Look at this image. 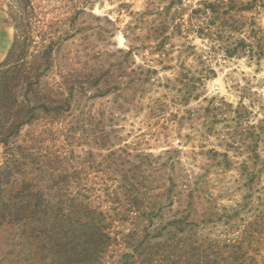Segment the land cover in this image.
Here are the masks:
<instances>
[{"label": "rangeland", "instance_id": "1", "mask_svg": "<svg viewBox=\"0 0 264 264\" xmlns=\"http://www.w3.org/2000/svg\"><path fill=\"white\" fill-rule=\"evenodd\" d=\"M202 1L215 2L216 12L207 17L196 10ZM225 3L0 0V61L13 40L15 11L23 8L36 26L34 39L52 41L42 81L74 91L73 112L53 118L39 112L14 139L22 145L21 168L0 174V264L81 263L69 246L53 251L63 230L54 213H64L69 195L89 190L103 201L124 185L140 196L134 177L141 176L154 199L169 189L173 204L165 207L177 211V230H189L191 251L178 252V264H264V56L257 61L223 53L212 19L218 16V23L227 16ZM248 3L259 4V11L235 15L241 27L248 25L246 39L254 41L253 35L264 34L250 28L254 20L264 27V0L231 5L241 9ZM197 23L203 37L195 32ZM3 151L0 146V164ZM125 195L112 199L115 213L121 211L113 224L121 243L109 249L105 264L119 260L123 236L142 223L139 200ZM40 198L61 209L37 206ZM17 210L28 212L15 215ZM45 215L48 224L41 223ZM30 238L41 251H28ZM163 246L139 245L134 252L142 264H164Z\"/></svg>", "mask_w": 264, "mask_h": 264}, {"label": "trees", "instance_id": "2", "mask_svg": "<svg viewBox=\"0 0 264 264\" xmlns=\"http://www.w3.org/2000/svg\"><path fill=\"white\" fill-rule=\"evenodd\" d=\"M201 3L203 6L196 10H199L205 16L209 17L208 11L212 14L216 12L214 8L215 2L202 1ZM231 4L232 0H226L224 5L227 16L222 21L217 23L218 16L212 19L213 24H217L216 29L219 30L222 51L226 56L244 55L250 59L253 58L259 61L264 56V46L262 45L264 34L261 35V38L257 34L253 35L254 41L251 39L247 40L244 35H248V25L245 24L241 27L235 15V12H237L241 18L244 17L243 12L259 11V4L248 3L242 6L241 9H236ZM15 14L16 16L13 18V40L4 58L0 61V146L4 149L3 161L0 164L1 175L13 171L14 166L19 167L22 159V153L20 152L22 145H15L14 139L20 133L22 127L38 118L39 112L47 111L52 118L62 112H73L70 109L73 103L72 99L74 98L73 87L62 85L57 88L52 85L49 86L42 81L49 73V69H46L42 65V61L48 62L51 60L52 41L47 42L44 38H41L39 41L34 39L38 35L34 33L36 26H32V21L27 17L28 15L25 14L23 8L21 10L17 9ZM205 16L203 15L202 18L199 16V18L205 19ZM255 27L257 29H264V27L257 24L254 20L250 28L253 29ZM38 32L40 33V31ZM195 32L199 37H203L205 34L204 28L199 24ZM233 36H236L233 39L235 42L231 43ZM59 103L60 106L57 107L55 104ZM78 120L79 117H76L77 122ZM75 130H72V132L75 133ZM141 155L144 156V153ZM151 156V153L145 155V157ZM113 162L117 163V159ZM25 177L21 178L23 183L27 181ZM134 179L138 186L142 187L140 196L135 191L132 195L127 193L126 185L123 186V189L122 186L120 189H114V198L112 195L110 196L115 201L121 193L138 199V205L142 207V211L138 213L142 218V223L138 227H135L132 234L129 232L125 233L123 236L125 241L121 245L124 249H122L119 260L113 263L110 262L109 264H142V259H139L134 252L139 245L144 246L143 248H146V250L164 245L163 250L167 254V259L162 262H165L164 264H178L174 261L175 258L177 259L178 254L183 251H191L188 243L189 230L187 228L177 230V222L181 220L176 217L177 211L172 207V211L165 207L170 203L171 205L173 204V201H171L170 196L167 194L169 189L165 185L166 193L163 194V197L158 195L154 199L152 193L149 192L150 188L146 177L141 176L140 180L136 177ZM13 180V183L18 182V177L15 176ZM24 190L27 196L28 190L25 188ZM89 191L88 194L82 196L76 194L69 195L63 202V205H61L64 213H54L53 217L60 215L63 230L55 238L56 243L59 244L53 245L54 247L58 246V249H54L53 251L58 250V253H61L64 249L67 250L66 248L69 246L73 254L80 259L81 263L79 264H105L109 249L113 245L121 243L117 240L119 236L118 233L114 232L113 227L114 222L119 221L115 219V214H120L121 211L117 209V213H115L112 199L109 198V200L103 201L95 192ZM186 198L191 199V194L186 195ZM14 202V205L18 204L16 201ZM42 205H50L51 209H54L53 211L61 209L60 207H56L57 205H52L51 201L45 202V199L40 198L37 206ZM166 209H168L167 212L164 211ZM26 212L28 211H24L23 213L17 210L15 215L21 216V214H25ZM44 213L47 214L46 212ZM132 213L135 214V211ZM165 214L170 219H166ZM188 216L190 215H186V218ZM48 222H50L49 215L42 217V224H48ZM154 222H159V224ZM177 236H180L178 241H176ZM173 238L174 241H169L173 240ZM28 242V251L30 253L41 251L34 246L32 238ZM131 242H136V244L132 245ZM164 242L166 243L163 244ZM190 244H194V241L192 240ZM217 255L218 253H215V258ZM71 258V255L68 254L67 261ZM204 259L206 260V255ZM208 261L209 256L206 263ZM156 262L155 260L154 263ZM202 263L201 259L198 264ZM223 263L248 264V260L235 261L233 259H225Z\"/></svg>", "mask_w": 264, "mask_h": 264}]
</instances>
